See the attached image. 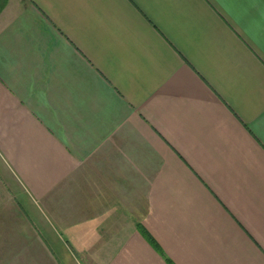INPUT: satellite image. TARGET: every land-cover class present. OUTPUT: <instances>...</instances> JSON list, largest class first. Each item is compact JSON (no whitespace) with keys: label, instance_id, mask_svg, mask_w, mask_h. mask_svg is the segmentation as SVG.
<instances>
[{"label":"crops","instance_id":"obj_1","mask_svg":"<svg viewBox=\"0 0 264 264\" xmlns=\"http://www.w3.org/2000/svg\"><path fill=\"white\" fill-rule=\"evenodd\" d=\"M0 172L15 264H264V0H0Z\"/></svg>","mask_w":264,"mask_h":264},{"label":"rangeland","instance_id":"obj_2","mask_svg":"<svg viewBox=\"0 0 264 264\" xmlns=\"http://www.w3.org/2000/svg\"><path fill=\"white\" fill-rule=\"evenodd\" d=\"M1 173V172H0ZM2 177V176H1ZM2 179V184H3V186H2V184H0V189H8L9 188V186H8V183L9 182H7V181H5L3 178H1ZM17 199L19 200V201H23V198H21V197H17ZM1 215H4V216H6L5 214H1ZM2 221H4V220H2ZM5 222V221H4ZM12 249H15V246H12ZM13 252V251H12ZM10 253V252H9ZM11 255V254H10ZM3 256H5V253L4 254H2V255H0V264H15L16 262H14V261H8V260H5V257H3ZM15 256V255H14ZM29 262L30 261H28V260H23V261H21V262H18V264H29Z\"/></svg>","mask_w":264,"mask_h":264},{"label":"trees","instance_id":"obj_3","mask_svg":"<svg viewBox=\"0 0 264 264\" xmlns=\"http://www.w3.org/2000/svg\"><path fill=\"white\" fill-rule=\"evenodd\" d=\"M139 228H140V230H141V233L145 236V238L149 241V243H150L151 245H153L154 247H156L157 244H156L155 240L153 239V237L150 236V235L148 234V232H147L146 230H144L143 228H141V227H139Z\"/></svg>","mask_w":264,"mask_h":264}]
</instances>
